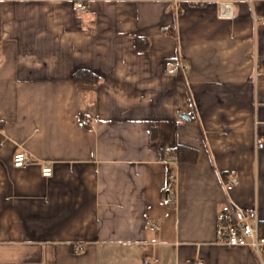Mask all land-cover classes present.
I'll use <instances>...</instances> for the list:
<instances>
[{"label":"crops","instance_id":"crops-1","mask_svg":"<svg viewBox=\"0 0 264 264\" xmlns=\"http://www.w3.org/2000/svg\"><path fill=\"white\" fill-rule=\"evenodd\" d=\"M83 1L0 0V264H264L216 244L228 201L264 224V0Z\"/></svg>","mask_w":264,"mask_h":264},{"label":"built area","instance_id":"built-area-1","mask_svg":"<svg viewBox=\"0 0 264 264\" xmlns=\"http://www.w3.org/2000/svg\"><path fill=\"white\" fill-rule=\"evenodd\" d=\"M77 9L81 12H87L88 6L83 0H76ZM180 68L183 73H186L189 66L181 63ZM94 118L89 115L86 118H81L79 126H92ZM257 144L259 147H264V139L258 138ZM167 156H171L168 154ZM171 158V157H170ZM173 158L177 156L174 154ZM34 162L32 155L25 151L15 153L13 158V166L15 168H23ZM42 175L51 177L53 175L52 166L42 163ZM176 174L170 176V183L175 185ZM239 183V177L236 172H230L223 180L224 188L229 192L234 186ZM176 201V194L169 193L164 202L172 204ZM158 227V225H156ZM216 244L227 247H248L250 248L264 263V234L261 227L257 208L245 209L233 201H228L223 204L217 213L216 223ZM82 246L75 248V252H81ZM143 264H159L157 259L145 258ZM193 264H204L200 259H196Z\"/></svg>","mask_w":264,"mask_h":264},{"label":"trees","instance_id":"trees-1","mask_svg":"<svg viewBox=\"0 0 264 264\" xmlns=\"http://www.w3.org/2000/svg\"><path fill=\"white\" fill-rule=\"evenodd\" d=\"M148 47V41L142 37L138 38V48L140 50H145ZM100 78L88 70H79L73 75V81L78 84H89L94 85L98 83ZM152 139L157 137L156 129L151 132ZM173 155L177 156V161L181 163H195L198 159V150L196 148L179 145L172 150ZM262 231L264 234V224H261Z\"/></svg>","mask_w":264,"mask_h":264}]
</instances>
